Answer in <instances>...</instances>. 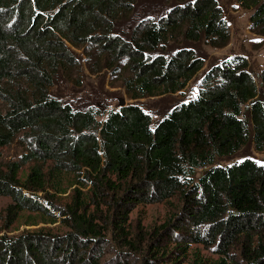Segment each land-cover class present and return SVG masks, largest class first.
Instances as JSON below:
<instances>
[{"label": "trees", "instance_id": "1", "mask_svg": "<svg viewBox=\"0 0 264 264\" xmlns=\"http://www.w3.org/2000/svg\"><path fill=\"white\" fill-rule=\"evenodd\" d=\"M237 1L264 38V0ZM146 2L0 0V157L23 149L0 165V264H264V160L229 162L264 151V69L226 57L154 119L139 100L183 93L231 32L218 0ZM85 60L136 102L63 99ZM158 203L162 222L131 218Z\"/></svg>", "mask_w": 264, "mask_h": 264}, {"label": "rangeland", "instance_id": "2", "mask_svg": "<svg viewBox=\"0 0 264 264\" xmlns=\"http://www.w3.org/2000/svg\"><path fill=\"white\" fill-rule=\"evenodd\" d=\"M181 0H148L146 5L142 3L141 9L145 12H152L155 9L168 6L170 2ZM223 8L225 19L230 26V42L224 48H213L207 43H202L200 53L206 57L205 69L199 73L183 93L164 97H151L140 99L139 103L154 115V119L170 110L177 102L187 100L197 94L203 72L213 64L231 55L242 54L249 62L252 74L257 76L264 69V38L257 35L250 28L251 12L244 10L237 0H218ZM142 11V12H143ZM88 63L83 61L79 71L75 74L72 82L64 81L63 85L56 87L57 92L63 99L71 100L78 108L86 109L89 106L101 108H116L136 102L129 98V95L122 87V75L114 72V69L103 68L97 74H92L89 67H99L94 60ZM93 63V64H92ZM23 149L14 143L2 150L0 165L8 160L17 159ZM250 156L259 161L264 160V151H257L253 144L248 145L243 151L232 157L229 162L240 160ZM227 162V163H229ZM201 171V170H200ZM199 174V172H198ZM197 174V176H198ZM11 202L9 197H0V215L4 208ZM169 205L164 203L139 206L131 215L135 221L140 218L144 225L152 226L162 222L168 214ZM26 227L15 224L10 235H18Z\"/></svg>", "mask_w": 264, "mask_h": 264}, {"label": "water", "instance_id": "3", "mask_svg": "<svg viewBox=\"0 0 264 264\" xmlns=\"http://www.w3.org/2000/svg\"><path fill=\"white\" fill-rule=\"evenodd\" d=\"M124 104V102H122V105L121 106H125V105H123Z\"/></svg>", "mask_w": 264, "mask_h": 264}]
</instances>
